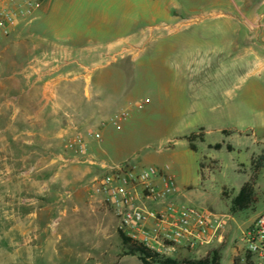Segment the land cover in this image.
<instances>
[{
	"label": "rangeland",
	"instance_id": "rangeland-1",
	"mask_svg": "<svg viewBox=\"0 0 264 264\" xmlns=\"http://www.w3.org/2000/svg\"><path fill=\"white\" fill-rule=\"evenodd\" d=\"M71 1L59 11L73 14L72 27L55 14L40 22L42 30L56 26L60 37L71 31L77 40L91 26L90 14L129 16L131 5L144 9L143 0H118L117 8L113 0ZM175 1L181 6L178 32L160 28L147 35L141 49L96 51L103 55L89 72L105 153L96 160L169 167L180 202L234 218L229 243L244 248L239 226L244 231L264 214V171L252 208L231 212L253 177L252 158L264 145V0ZM31 23L0 40V88L12 90L9 97L0 96V264H143L123 249L119 223L101 198L91 197L92 210L88 201L79 212L65 204L56 208L58 196L65 199L72 187L68 177H56L60 170L76 172L81 178L76 187L87 191L101 173L72 155L56 162V141L43 136L52 130L33 125L35 115L18 105L22 76L15 73L36 69L43 52L34 49L40 42L37 24ZM3 43L11 49L3 51ZM120 115L128 120L114 127L111 119ZM90 217L99 219L97 226L86 223ZM206 252L191 258L202 259ZM222 256V264H230L225 250Z\"/></svg>",
	"mask_w": 264,
	"mask_h": 264
},
{
	"label": "crops",
	"instance_id": "crops-1",
	"mask_svg": "<svg viewBox=\"0 0 264 264\" xmlns=\"http://www.w3.org/2000/svg\"><path fill=\"white\" fill-rule=\"evenodd\" d=\"M61 1L63 4L57 8L56 5L59 0H45L36 11L34 22L35 26L36 24L37 26L34 28L40 43L35 44L34 49L42 50L43 52L40 59L36 60V69L33 68L32 72L29 73L28 70L21 68L19 72L15 73L22 76L18 79L21 87L16 92L18 93V97H21L23 100L19 101L18 105L28 113L35 115L34 119L36 121L32 123L33 125L39 126L42 131L52 130L50 134L44 133L43 136L45 138L51 137L56 141V162L70 155L67 151V145L72 138L78 133L87 132H91L94 135L91 140L87 141L88 155L95 159H103L102 156L105 153L100 145V131L97 127L95 111L92 105V74L89 72V67L96 65L97 61L102 58L103 54L101 55V52L96 53V51L115 53L123 51L126 48L141 49V45L146 43L150 38L147 39V35L153 34L160 28L168 30L169 33L178 32L181 6L175 0H143L144 9L138 11L136 6L131 5L128 12L129 16H121L119 11L109 16L93 13L89 15L92 18L91 26L84 32L79 33L76 40L70 36L71 31L67 35L63 34V37H60L59 35L62 34L57 33L56 26L51 31H48L49 29L47 28H43V30L41 28L40 22L43 23L47 19L49 20L55 14L56 18L60 19L61 17L63 23L69 26V28L72 27L69 23H72L73 14L65 8L61 12L59 9L62 8V5L69 6L73 1ZM117 1L113 0L116 8L118 7ZM199 1L201 3H221V0ZM5 4V0H0V10L5 8ZM20 24L27 25L26 23ZM139 25L144 27V29H139ZM16 30L17 27L11 29L10 34ZM125 32L128 33L127 38L121 36ZM106 34L112 35L106 36ZM3 44L5 46L3 51L10 50L12 47L11 43ZM19 45L23 46V44H15V46ZM25 65L27 66V63ZM1 71L0 67V73ZM11 94L12 90H8L7 87L0 88V96L7 98ZM10 106L12 107V104L6 107L10 108ZM259 148V152L252 159L258 158L263 154L264 145ZM60 172L56 177L63 180L66 179L65 181H67L68 177L66 184L72 187L64 194L65 199L58 196L56 208H63L65 204L67 206L64 209H69L70 207L71 210L79 212L82 207L86 206V201H88L90 203L89 207L92 210L94 204L92 199L95 198L91 195L92 189L87 191L85 188L76 187L81 182V178L77 176L76 172L69 174L63 173L62 170ZM251 179L252 177L249 178L247 183ZM157 185L161 186L160 183ZM255 191H259L258 186L255 187ZM66 214L67 212L64 213V215ZM261 215L263 214L253 217L250 220V225H253ZM60 220L63 221V219ZM80 220L81 218H78L77 223H80ZM85 221L92 226H97L99 219L90 217L88 221ZM232 223H234V218ZM238 229L241 230V235L245 231H242V226H239ZM232 232L230 233L229 230L222 246L205 249L207 252L199 260H204L216 252L221 259L220 264H222V250H225L229 263L238 264L243 257L244 248L233 249L231 247L229 241ZM234 243L236 244L235 240L233 245ZM184 254L186 256H183ZM178 256L182 260L199 261L198 259H192L191 256L193 255L189 254L186 250H180Z\"/></svg>",
	"mask_w": 264,
	"mask_h": 264
},
{
	"label": "built area",
	"instance_id": "built-area-1",
	"mask_svg": "<svg viewBox=\"0 0 264 264\" xmlns=\"http://www.w3.org/2000/svg\"><path fill=\"white\" fill-rule=\"evenodd\" d=\"M0 10V40L20 23H31L45 0H5ZM127 115L115 116L118 127ZM93 133H78L68 142L67 151L77 162L97 168L101 175L90 187L119 223L122 236L163 259L175 260L180 250L191 255L222 246L233 218L180 202V194L169 167L141 168L129 162L111 164L88 155ZM161 184L158 186L157 184ZM243 257L238 264H264V214L242 234ZM237 264V263H236Z\"/></svg>",
	"mask_w": 264,
	"mask_h": 264
},
{
	"label": "trees",
	"instance_id": "trees-1",
	"mask_svg": "<svg viewBox=\"0 0 264 264\" xmlns=\"http://www.w3.org/2000/svg\"><path fill=\"white\" fill-rule=\"evenodd\" d=\"M253 177L249 183L245 184L239 194V197L234 200L233 207H232V214H238L245 212L252 208L253 204L255 203V187H256V180L261 172L264 171V152L261 156L256 158L253 161ZM122 246L127 255L137 257L143 264H220L221 259L218 253H213L208 258L204 260H170V259H163L156 255H153L145 248L133 244L123 236H121Z\"/></svg>",
	"mask_w": 264,
	"mask_h": 264
}]
</instances>
